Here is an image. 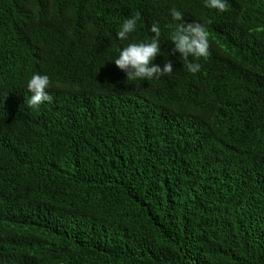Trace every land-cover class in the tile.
<instances>
[{
	"label": "trees",
	"instance_id": "obj_1",
	"mask_svg": "<svg viewBox=\"0 0 264 264\" xmlns=\"http://www.w3.org/2000/svg\"><path fill=\"white\" fill-rule=\"evenodd\" d=\"M227 3L0 0V264H264V0ZM173 8L210 34L196 74ZM153 23L174 72L129 81Z\"/></svg>",
	"mask_w": 264,
	"mask_h": 264
},
{
	"label": "clouds",
	"instance_id": "obj_2",
	"mask_svg": "<svg viewBox=\"0 0 264 264\" xmlns=\"http://www.w3.org/2000/svg\"><path fill=\"white\" fill-rule=\"evenodd\" d=\"M205 6L223 13L228 10L227 0H205ZM170 14L174 21V26L169 24V28L174 30L171 32L169 39L174 43V51L179 52L186 62L187 71L196 74L201 70L200 63H193L189 57L199 59L201 57L207 59L209 56V32L207 28L199 22H186L184 14L173 8ZM140 19V13L127 18L121 24L117 36L120 40H127L129 34L134 32L137 27V21ZM151 33L154 35L150 42L130 43L123 47L117 58L114 59L115 65L126 73V79L129 81L152 80L159 79L162 76H171L174 72L173 64L169 60L160 65L153 63L156 56L160 54V37L161 29L157 23H153L150 27ZM51 85L50 78L47 75L39 73L33 74L27 82V90L31 93L28 100L30 108H39L45 101H51L48 88Z\"/></svg>",
	"mask_w": 264,
	"mask_h": 264
}]
</instances>
